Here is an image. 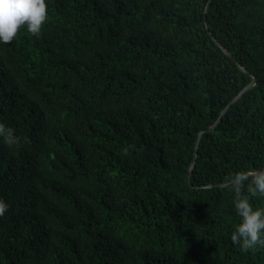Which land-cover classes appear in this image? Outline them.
Returning a JSON list of instances; mask_svg holds the SVG:
<instances>
[{"label": "trees", "instance_id": "1", "mask_svg": "<svg viewBox=\"0 0 264 264\" xmlns=\"http://www.w3.org/2000/svg\"><path fill=\"white\" fill-rule=\"evenodd\" d=\"M45 2L0 42V264H264L222 185L264 168V0Z\"/></svg>", "mask_w": 264, "mask_h": 264}, {"label": "clouds", "instance_id": "2", "mask_svg": "<svg viewBox=\"0 0 264 264\" xmlns=\"http://www.w3.org/2000/svg\"><path fill=\"white\" fill-rule=\"evenodd\" d=\"M47 19L45 0H0V42L10 44L23 27L39 38ZM0 138L10 147L20 141L14 129L2 122ZM124 155H128V149L124 150ZM225 181L234 193V208L240 217L231 233V242L246 252L264 248V207H253L250 203L251 198H264V168L239 171L225 177ZM8 207L0 198V216Z\"/></svg>", "mask_w": 264, "mask_h": 264}, {"label": "water", "instance_id": "3", "mask_svg": "<svg viewBox=\"0 0 264 264\" xmlns=\"http://www.w3.org/2000/svg\"><path fill=\"white\" fill-rule=\"evenodd\" d=\"M215 39V38H214ZM218 45L221 47V49L223 50V52L226 54V55H228L233 61H235V59H234V57H233V55L232 54H230L229 53V51L225 48V47H223L220 43H218ZM254 77L252 78V80L246 85V86H244L231 100H230V102L222 109V111H221V114L218 116V118L216 119V121L212 124V125H210V126H208L206 129H204V130H201V131H199V133H198V137H197V142H196V145H195V156L194 157H196V155H197V149H198V142H199V138H200V135H201V133L203 132V131H206V130H211L213 127H214V125L221 119V116H222V114L225 112V110L228 108V107H230V105L232 104V103H234L240 96H241V94L247 89V88H249L251 85H252V83H253V81H254ZM193 165H194V160L191 162V164H190V166H189V170H188V173H187V180L189 181V178H190V173H191V170H192V167H193ZM222 185H226V183H224V184H222Z\"/></svg>", "mask_w": 264, "mask_h": 264}]
</instances>
